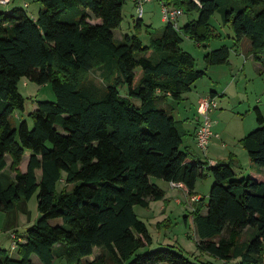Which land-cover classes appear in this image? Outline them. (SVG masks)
Instances as JSON below:
<instances>
[{"label":"trees","instance_id":"trees-1","mask_svg":"<svg viewBox=\"0 0 264 264\" xmlns=\"http://www.w3.org/2000/svg\"><path fill=\"white\" fill-rule=\"evenodd\" d=\"M37 1L42 8L36 18L21 8L0 13V211L5 230L17 227L18 213L29 215L28 201L37 194L41 214L25 231L18 257L1 250L0 264H34L33 255L41 264L57 257L66 264H219L193 261L181 249L173 251L176 246L140 253L154 241L135 207L147 209L166 194L153 179L181 183L193 195L205 165L214 183L207 204L195 206L198 249L222 264H264L260 111L261 127L241 140L252 164L262 168L257 177L235 180L230 164L207 167L182 149L184 131L160 107L168 96L183 100L206 75L182 49L179 29L166 23L149 44L139 33L117 40L125 0ZM199 1L160 0L198 14L182 30L199 45L221 39L210 24L220 12L235 44L250 41L249 54L264 75V0ZM141 26L142 18L136 23ZM229 58L230 48L222 46L208 52L205 62L210 67ZM24 78L51 84L55 101H36L28 114L32 127L26 120L14 127L11 117L25 111L19 90ZM52 219L63 224L54 226ZM95 248L100 255L86 260Z\"/></svg>","mask_w":264,"mask_h":264},{"label":"crops","instance_id":"crops-1","mask_svg":"<svg viewBox=\"0 0 264 264\" xmlns=\"http://www.w3.org/2000/svg\"><path fill=\"white\" fill-rule=\"evenodd\" d=\"M17 3L20 4L16 5ZM26 4L28 6H26ZM161 4H162L161 11H163V3ZM11 5H13V8H8L10 5L9 6L0 5L1 7H7L6 11L0 10V13L1 12L9 13L15 8H21V9L31 8V5L27 0H14ZM34 5H41V4L38 2V4L35 3ZM41 8L42 6H37L36 14L32 13L31 17L36 18ZM188 22H190L189 19L182 24L181 28H183ZM93 23H98V21L97 22L93 21ZM220 35L222 38L223 35L222 34ZM226 35L228 39L232 41L233 44H235V41L232 39V35L230 34H226ZM149 42L150 40L147 42V44H149ZM238 44H236V46ZM261 69H262L261 64L256 62L255 60H229V62L226 64L210 66V67H207L206 64V67L204 69L206 71V75L204 76V78L208 76L210 79V83L207 84V86H205L206 88L203 89L202 93L207 94V96L210 95L214 96L217 102L218 100L220 102V104L218 103L219 109L216 110L217 112L214 111L215 118L213 120V127H212L214 136L210 141L206 156H204L202 152L199 150L195 140L197 128L201 120V117L198 113V103L200 97H198L196 103L197 116L195 115L192 119L188 117H185L183 119L179 113H177L176 116L171 115L175 118V120L178 122V124L181 126L182 130L185 133L182 149L186 152L191 153L192 157L195 160L203 161L205 162V164L208 163L207 167H212L216 165V163L230 164L236 174L235 180L245 179L247 178L246 177L247 175L248 177L251 176L257 177L256 173L259 172V169L255 168V165L252 164L246 149L241 144V140L244 137H246L248 134L253 132L254 130L258 129L259 123L257 121V110H259L262 116L264 117V111L262 109L263 105H261L262 99H259V75L263 76L261 74ZM197 83H199V81L195 83L193 88H198ZM192 90L188 93H191ZM184 97H186V94L183 96V99ZM170 100H172L170 96L165 98V100H162V102H160V107L162 105L164 109L167 111L169 108V104H165V105L163 104L166 101H170ZM187 100H189V98H187ZM33 109L34 110L36 109V105L33 107ZM174 110L175 109H173V111ZM29 157H30V153H27L24 160H27L28 158L29 161ZM27 166H28V162L26 161L25 169L22 172H26ZM204 169H205L204 176L198 179L195 185V189L193 191V195L189 194L187 188L181 183L178 184H181L182 187H176V188L172 186V183H168L170 186L169 189L168 190L163 189L166 193L165 199L161 201H153L150 203L149 208H147L148 210L153 212L152 209L154 205L156 203H161V206L159 207V212L161 215L164 216L167 215L166 218H168L169 214L170 215L173 214L172 208L174 206L176 207L182 206L184 208V215H186L185 216L186 225L190 224V222H192V224L194 225V238H195L194 242H196V244L199 241V236L194 224L195 206L200 205L201 203L207 204L211 190L210 187L211 184H209L208 195L204 196L198 191L199 181L206 179L205 181L209 183L212 177V174L208 171L206 165L204 166ZM193 197H197L199 200L194 202L192 201ZM207 211H208L207 209H204L202 211V214L206 215ZM22 215L24 214L22 213ZM0 218L2 219L0 228H3V230L6 232L7 235V237H4L6 239L5 242L3 241L2 243H0V246L3 249L6 248V243H8V241L10 240L11 241L10 251H12V246L15 241L18 243V245L25 242L24 240L25 233L24 235H19L18 229L20 227H10L7 230H5L6 215L0 216ZM153 218H155V216H152V219ZM26 219H27L26 220L27 224H33L32 223L33 221L31 220L30 216L26 217ZM28 228L29 227H27L26 230ZM13 234L17 235V240L13 239ZM171 246H176L177 248L183 251L185 250L187 254L189 252L185 249V247L182 246L178 247L179 245H171ZM3 249H0V251ZM18 249L15 251H18ZM100 253H101L100 249L95 248L93 255L86 258V260L92 261L98 255H100ZM187 256L189 257V255ZM194 257H196L195 260H197V258H201L202 260L213 259L209 254L201 253V252L196 253ZM32 261L34 264H41L39 258L35 255L32 256ZM54 264H66V261L64 258L57 257L54 261ZM161 264H167V263H161Z\"/></svg>","mask_w":264,"mask_h":264},{"label":"rangeland","instance_id":"rangeland-1","mask_svg":"<svg viewBox=\"0 0 264 264\" xmlns=\"http://www.w3.org/2000/svg\"><path fill=\"white\" fill-rule=\"evenodd\" d=\"M27 1L31 5V8L30 9L25 8L24 10L27 12L29 16H31L32 13L36 14L37 6H42V5H34L35 3L38 4L36 0H27ZM19 4L20 3H17L16 5H19ZM161 5L162 4L160 0H153L151 2L145 3L144 4V14L142 17L143 24L141 28H137L136 23L139 18H138V12L136 9V4L134 0H125V5L123 8V22L121 23L118 29L114 30L115 38L117 40H120L122 35L139 33V36L141 37L142 41L147 44V42L151 39V37L153 38L160 37L163 33L164 27L166 26V23L163 21V17H162ZM8 8H13V5H10ZM6 9L7 7L0 6V10L6 11ZM197 17L198 15L194 12L191 14L185 13L178 20V25H179L178 32L183 39L182 49L185 52L189 53L196 60L197 70L205 69L206 67L205 56L208 52L219 49L222 46H227L230 48L229 60H253L249 54L251 44L247 38H243L242 41L237 46L236 44H233L232 41L228 39L226 34L233 35V32L229 25L223 24V20H222V16L220 12H217L212 17L210 24L217 34L219 33L223 35L221 39L214 38L209 43H205L201 45H199L198 43L190 39L183 32L181 26L188 19L189 21H192L193 19H197ZM94 22H97V21H94ZM25 83L27 85H25ZM209 83H210V79L208 76H206L205 78L199 80V83H197L198 88H192L193 89L192 92L186 94V97H184L182 101L175 102L174 100H170L162 104L163 105L169 104V108L167 111L170 115L176 116V114L179 113L183 119L185 117L192 119L195 115L197 116V113H196L197 99L198 97L202 99L207 96V94L202 93V91L203 89L206 88L205 86H207V84ZM19 90L26 99L25 100V111L16 112L11 117V124L14 127H17L22 121L26 120L29 122L30 126L32 127V122H31V119L28 117V114L29 112H32L34 110L33 107L36 101H44V100L55 101V95L52 90V86L51 84L40 86L24 78L19 83ZM127 92L128 90L126 87L120 89V93L123 96H126ZM187 98H189V100H187ZM259 99H262L261 105H263L262 109L264 111V75L263 76L259 75ZM134 102L137 105L140 104L138 100H135ZM218 103L220 104L219 100H218ZM161 107L163 106L161 105ZM173 109L175 110L173 111ZM211 116H212L211 120L213 121L215 118V112L212 113ZM260 127L261 126L259 125L258 128ZM8 161L10 163L11 159L8 158ZM26 161L28 162V158L27 160H23L20 166L22 171L25 169ZM255 168L259 170L262 169L257 166H255ZM38 174H40V172H38ZM246 177H248V175ZM205 180L199 181V184H198V191L204 196L208 195V185L211 184L210 187H212L214 183L213 177H211L209 183H207V181ZM153 183L157 184L159 187H161L162 189H166V190H168L170 187L168 183L162 180H159V179H153ZM63 185L64 184L60 183L58 185V188L59 189L62 188ZM160 206H161V203H156L152 209L153 212L143 207H140V206L135 207V212L140 217V219L146 223L149 229V233L154 241L152 246L142 249L140 253H146L150 250L170 248L171 245H179L178 247H181V246L185 247V249L189 251L187 254V252L184 250L185 254L189 255V257L193 261H195L196 257L194 256L196 255V253H200V250L198 249L196 242H194V239H195L194 238V225L192 224V222H190V224L188 225H186L185 223L186 215H184V208L182 206H178V207L174 206L172 208L173 214L171 215L169 214V217L166 218L167 215L164 216L160 214L159 212ZM27 207L29 210V215H26V214L22 215V213L19 212L17 216V220H18L17 227H20L18 229L19 235H24L26 228L34 225L37 222V220L41 217V214L39 213V210H38L37 194H35L28 201ZM4 215L5 214L0 211V216H4ZM28 216H30L31 220L33 221L32 222L33 224H27L26 217ZM152 216H155V218L152 219ZM1 222H2V219L0 218V226H1ZM50 223L54 226L63 224L61 219H52L50 220ZM4 237H7L6 232L3 230V228H0V243H2L3 241L5 242L6 239ZM10 246H11V241L9 240L8 243H6V248L3 249L0 246V249L5 250L8 256L12 258L18 257V251H14V252L10 251ZM173 251L180 252L179 248H176V247L173 248ZM208 260L222 264L221 261L217 262L214 259H208Z\"/></svg>","mask_w":264,"mask_h":264},{"label":"built area","instance_id":"built-area-1","mask_svg":"<svg viewBox=\"0 0 264 264\" xmlns=\"http://www.w3.org/2000/svg\"><path fill=\"white\" fill-rule=\"evenodd\" d=\"M14 0H0L1 6H9L13 3ZM153 0H134L136 4V9L138 12V18L141 19L144 14V4L147 2H151ZM196 4L200 6V1L195 0ZM26 6H28L26 4ZM185 14V12L182 9H170L163 6L162 11V17L163 21L166 23H172L174 27L178 30V20L180 17H182ZM219 104L214 96H206L199 100L198 103V113L201 117L200 124L197 128L196 132V144L199 148V150L202 152L204 156L207 155L208 147L210 144V141L212 137L214 136L212 127H213V121L211 120L212 113L218 109ZM172 186L174 188L176 187H182L181 184L172 183ZM199 199L197 197H193L192 201L196 202ZM13 239L17 240V235L13 234ZM18 243L15 241L12 246V251H15L18 249Z\"/></svg>","mask_w":264,"mask_h":264}]
</instances>
